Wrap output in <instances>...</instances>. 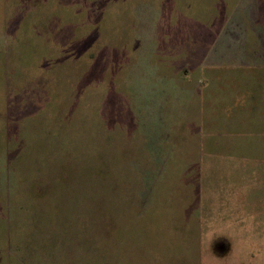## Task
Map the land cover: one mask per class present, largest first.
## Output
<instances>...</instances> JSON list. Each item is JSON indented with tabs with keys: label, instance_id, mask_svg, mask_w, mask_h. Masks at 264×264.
Masks as SVG:
<instances>
[{
	"label": "rangeland",
	"instance_id": "rangeland-1",
	"mask_svg": "<svg viewBox=\"0 0 264 264\" xmlns=\"http://www.w3.org/2000/svg\"><path fill=\"white\" fill-rule=\"evenodd\" d=\"M248 1L0 0V264H264Z\"/></svg>",
	"mask_w": 264,
	"mask_h": 264
},
{
	"label": "crops",
	"instance_id": "crops-1",
	"mask_svg": "<svg viewBox=\"0 0 264 264\" xmlns=\"http://www.w3.org/2000/svg\"><path fill=\"white\" fill-rule=\"evenodd\" d=\"M246 1L249 3L248 0H246ZM252 1L254 4L257 3V7H254L255 13L257 16L254 15L253 10H251V6L249 7V9L241 8V9H243V13L241 12V15H240L242 33H241L240 44H239L240 47L238 49V52L236 53V50H234L235 49L234 46L236 44L235 43L232 44L233 40L229 39V38H231V35L233 34L232 26H229V27L226 26L225 30H224L225 33L222 34L225 36L224 45H223L224 48L222 50L217 48V53L219 51H223L224 52L223 55L233 54L234 56H238L240 58V60H239L240 64H236V65H240L242 67H245V69H250L253 72H259V73H261L260 77L264 79V0H263V4H261V5L259 4V2L261 0H252ZM249 12H250V16L253 15V16H255V18L250 17ZM229 49H231V50L229 51ZM218 55L221 56V54H218ZM227 56H232V55H227ZM229 64H232V63H227V64L220 65L218 67H215L214 63H212V65H210V67H207L205 69L206 80L211 81V80H213V78L221 77L222 71H220V69L222 68V66H226ZM215 65H217V64H215ZM252 71L250 72L251 74H253ZM216 74H219V75H216ZM193 202H194V197H193L190 204L183 201L182 204L173 205V207L177 208V209L182 208V210L185 209L184 212L191 214V213L195 212L193 210L195 208L191 207ZM161 206H164V208ZM159 208H160V211H164V213H166L165 217L167 215L171 216L168 218L173 217L172 213H171L172 209L168 206L163 205V204L162 205H156V206L150 204V205L144 206L145 212H149V213H155V212L159 211ZM190 216L193 217V214H191ZM194 216H198V214H195ZM133 242L134 241L127 240L125 243L129 246L131 244H134Z\"/></svg>",
	"mask_w": 264,
	"mask_h": 264
}]
</instances>
